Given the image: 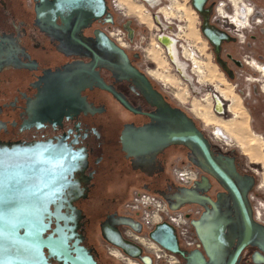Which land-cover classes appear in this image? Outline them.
<instances>
[{"label":"flooded vegetation","instance_id":"flooded-vegetation-1","mask_svg":"<svg viewBox=\"0 0 264 264\" xmlns=\"http://www.w3.org/2000/svg\"><path fill=\"white\" fill-rule=\"evenodd\" d=\"M53 1L21 0L18 5L14 0H0V141H60L77 153V168L69 177L76 186L73 183L66 193L75 208L67 206L63 210L72 215L73 220L68 228L61 221L63 227L58 232H54L57 226L54 220L47 235L72 236L71 249L76 248L73 243L78 240V246L84 247L98 264H119L107 255L103 247L106 240L102 237V242L99 241L101 228L100 233L91 239L94 216L91 213L97 208L92 202L106 200L109 208L116 207L115 211L108 209L99 214L102 222L109 215H123V209H119L121 201L130 199L136 190L160 196L167 202L165 195L170 193V186L174 190L182 186L170 168L183 167V158H189L188 149L183 144L168 145L167 138L161 134L167 129L166 120H179L175 111L184 109L174 104L157 83L158 75L155 74L162 72V68L156 61L147 59L142 63L141 52L146 47L135 40L133 21L129 23L134 31L132 39L125 27L130 19L121 24L128 33L129 48L112 35L119 21L110 0H106L107 13L91 19L85 15H72L70 10L57 13ZM238 3L234 1L239 12L237 18L234 17L236 13L232 18L224 11L220 15L230 27L217 22L213 15L217 8L215 1L210 0L206 5L212 7L211 22L234 38L233 23L244 32L253 22L259 24L262 21L254 19L256 15L250 6L246 8ZM111 18L113 22L109 21ZM100 30L112 42L101 36ZM235 40L224 42L221 53L234 76L236 71L231 64L243 65L245 58L237 60L224 45ZM135 44L140 47L135 48ZM173 49L176 63L169 54L166 57L172 60L180 73L189 77L175 43ZM212 49L217 59L213 46ZM139 73L144 74L149 83ZM220 93L224 100H231L224 89ZM231 108L232 104L230 111ZM225 140L232 141L231 136ZM233 151L224 153L237 158ZM236 162L240 173L256 176L253 190L258 184V176L253 171H245L238 158ZM209 195L217 202L218 212L213 209L209 212L199 203H188L202 207L198 218L203 219L202 225L226 221L229 228L236 227V210L228 207L229 199L219 182L214 181ZM208 206L212 208L211 204ZM117 218L114 215L113 220ZM138 241L146 247H143L144 253L153 258L147 251L149 245L145 240L140 238ZM182 248L188 252L202 249L201 241L193 249ZM120 253L123 254L119 249L110 255L124 264H142ZM45 254L51 264H65L50 256L48 249H45ZM262 254L258 246H248L242 253L240 264H254L255 258L264 261ZM177 256L181 264H187L186 259L179 254ZM196 260L198 257L191 254L190 263L194 264Z\"/></svg>","mask_w":264,"mask_h":264},{"label":"water","instance_id":"water-1","mask_svg":"<svg viewBox=\"0 0 264 264\" xmlns=\"http://www.w3.org/2000/svg\"><path fill=\"white\" fill-rule=\"evenodd\" d=\"M209 1L191 0V3L202 18L201 31L214 47L217 63L233 78V71L221 58V53L223 43L235 38L211 22L212 7H206ZM52 4L57 13L70 10L72 15H85L89 19L104 16L108 9L106 0H54ZM109 21L113 22L112 18ZM130 22L125 27L132 39L134 31ZM100 32L112 42L105 32ZM115 47L124 53L122 48ZM140 76L149 83L144 74ZM175 112L179 120H166L167 129L160 134L167 138L168 145L183 144L188 149L189 160L205 174L191 187L179 186L174 190L170 186L165 199L171 209L199 203L209 212L211 209L218 212L217 202L209 195L214 181H217L229 199L228 207L236 210L237 226L231 229L226 221L216 225L209 222V226H204L203 219L194 220L202 249L191 252L181 247L175 228L166 221L149 232L150 238L168 251L181 255L187 264H191V254L198 257L194 264H240L242 253L248 246H258L264 257V224L254 219L248 197L256 176L240 173L236 156L217 151L208 135L186 111L177 109ZM77 159V153L60 141H0V264H51L45 249L49 250L50 256L65 264H98L84 247L78 246L80 241L76 240L73 243L76 248L71 249L72 236L47 235L54 220L57 225L54 232L62 229L61 221L68 228L73 220V216L63 210L75 208L66 193L73 183L76 186L69 177L77 168ZM114 215L118 217L115 220ZM123 226L139 233L143 231L142 224L134 218L115 213L101 223V235L127 257L142 264H153L152 256L144 253L143 246L123 234ZM253 260L254 264H264L256 258Z\"/></svg>","mask_w":264,"mask_h":264},{"label":"rangeland","instance_id":"rangeland-1","mask_svg":"<svg viewBox=\"0 0 264 264\" xmlns=\"http://www.w3.org/2000/svg\"><path fill=\"white\" fill-rule=\"evenodd\" d=\"M123 1L129 5L130 10L128 11L126 8V16L120 12H117V20L119 22H121L123 19H130L133 21V27L136 31L135 40L146 47V50L141 52L143 57L142 63H145L147 59L155 60L159 67L162 68V72L158 73H160L163 78L157 76V83L170 97L174 104L183 108L190 116L195 119L198 126L206 134H209L210 131L215 128V126H225L228 129L230 135L233 137H231L232 142L235 143L230 150H235L233 152H235L237 155L240 165H244L246 167L250 166L251 168L258 170V184L264 183V139L251 135L254 132L264 134V92H262L259 88H254V83L248 81L247 79V77H249L252 72H254V76H258V71L247 65L245 62H243V65L240 66L232 63L231 65L236 71V75L233 78H230L217 63L212 45L201 31L202 19L192 6L191 0H181L178 4L173 0H160L158 5L150 8L152 13H155L161 7H165L166 9L164 8L161 13H165L167 15V19L164 17H161V19L163 23H165L167 20L170 21L171 23L167 21L169 26H175L174 22L179 23L184 20L186 22V28L184 29L186 34L184 36L196 43L200 51L205 56V62H201V64L204 66H202V69L205 71L203 76L201 75L202 85L195 83V87L193 83L194 88H191L193 86H191L189 82H186V80H184L180 75H176L177 72L173 74L175 68L169 58L166 57V52L156 46L157 43L154 39L155 33L157 31L159 32V30L163 31L164 27L158 26V24L153 19L154 15L145 10L147 9V6L144 5V2L137 0ZM211 1H215L216 7L219 3L225 2L228 4L226 11L231 13L233 10V6H231L229 0ZM247 1H249L251 4H254L256 8H258V10L263 13L262 18L264 20V0ZM14 2L18 5L21 4V0H14ZM179 8L180 10L182 8L181 12L179 11ZM138 10L139 12H137ZM213 15L216 16L217 22L230 27L227 22L222 19L220 20L217 11H214ZM179 19H181V21H178ZM118 24L119 23H117L116 27ZM233 29L235 30V28ZM176 31L177 28L175 27V32ZM236 31L234 32V36L236 38L235 42L226 43L224 45L225 49L232 53L234 58L237 60H242L243 58L247 59V55H249L261 63H264V21L260 22L259 24H255V22H253L252 27L246 29L244 32L246 34L244 42H240V38L237 36ZM180 59L183 61V63L185 62L189 74L193 76L192 73L194 70H192L193 65L191 61L181 56ZM171 66L174 69H172ZM186 74L188 75V73ZM197 74L198 76L200 75V73ZM189 78L191 77L189 76ZM161 79L167 83V86L163 85ZM248 87H250L251 91H249L247 94L243 93L242 91ZM213 88L218 89V92H221L222 89H224V92L228 93L233 98L232 100L230 97V101L226 100L229 103V106L232 104L233 108H231L228 116L219 115L214 112L212 101ZM193 90L196 91V93H194ZM181 98L185 99V101H182ZM193 107L198 108L201 112L203 110V113L205 114L206 112V114L204 115L203 113L201 114L197 111H193ZM214 122H220L222 125L214 126ZM128 200L129 198H125L121 201L119 206L120 211L123 209V204H125ZM108 202L109 201L106 200H94L92 202L93 204L97 205V208H95V210L91 213L92 216L94 215L92 221L93 225L90 230L91 239L93 235L95 236L96 233H100V225L103 218L102 216H99V214L106 212L108 209L109 211H113L116 208L114 206L109 208L110 206ZM99 241L102 242V236L99 237ZM103 247L110 258L114 259L115 262L119 264H124L122 260L116 257L114 258L112 255H110L107 246Z\"/></svg>","mask_w":264,"mask_h":264},{"label":"built area","instance_id":"built-area-1","mask_svg":"<svg viewBox=\"0 0 264 264\" xmlns=\"http://www.w3.org/2000/svg\"><path fill=\"white\" fill-rule=\"evenodd\" d=\"M140 1L144 2V5L147 6L148 12H150L152 15L155 16V20L159 22V25L162 24L160 21L161 17L167 19L164 15L161 14L162 10L165 7H161L155 13H152L150 8L154 6H152L147 0H140ZM173 1L177 2L178 4L180 3L181 0H173ZM110 2L116 12H120L121 14H123L121 9H119V6H117L118 3L117 0H110ZM159 2L160 0L157 1L156 5H158ZM181 10L179 8L180 12ZM123 15L126 16L125 14ZM124 21L125 20L123 19L121 22H119L118 26L115 27V29L111 33L116 39H118V41L122 45H124L125 47L127 46L129 48L131 43L128 33L124 28H122L121 25L122 22ZM178 21H181V19H179ZM168 22L171 23L170 21ZM185 23L186 22L184 20H182L179 23L174 22L175 26L170 25L168 28L169 29L168 32L164 31V34L162 32L160 33V35L157 32V34H155L154 39L157 44H160V46H162L163 49L165 48V50L168 51L167 50L169 49L168 43L162 42L160 38H163L162 36L173 38L174 37L173 35H175L176 47L178 49L177 54L179 58L181 56L191 61L193 65L192 70H194V72L196 73L195 71L196 67H198V65L202 61L205 62L204 61L205 56L200 51L196 43L192 42L189 38L184 36L186 34L184 30L186 28ZM175 27L177 28L176 32H175ZM139 44H135L134 47L139 48L140 47ZM193 61H196L197 63H194ZM171 68L174 69L172 66ZM175 72L176 71L174 70L173 74H175ZM253 73L254 72H252L249 75V77H247L248 81L254 83V88H259L262 92H264V78L261 77L262 73L258 71L257 72V74L259 73L258 76L257 75L254 76ZM176 75L179 76V74L177 73ZM184 80L190 83V80L186 79L185 77ZM162 83L164 86H167V83L164 80H162ZM249 91H251L250 87L243 90L242 92L247 94ZM194 93H196V91H194ZM220 95L221 94L217 92L215 88H213V95H212L213 110L216 114L228 116L230 113V110L228 108L229 103L227 101H224ZM218 103H220L221 108H218ZM223 132L224 131L221 127L215 126V128L211 130L210 133L208 134V137L217 150H220L222 152H228L230 148L234 145V142L232 141L228 142L227 140H225L228 134L226 133L224 134ZM254 135L260 137L261 139H264V134L262 133L254 132ZM183 162L185 163L183 167L173 166L171 170L175 179L180 185L185 187H191L195 184L196 181L201 179V176L204 174V172L200 167L193 164L186 157L183 158ZM243 168L245 169V171L248 170L253 171L259 177L258 170L253 169L250 166L248 167L243 166ZM262 184H257L255 188L250 191L249 199L252 204L254 219L257 222L264 224V188H263L264 186H262ZM201 213H202V207L199 205L185 204L178 209H171L169 204L165 200H163L160 196L151 194L149 192L136 190L133 192L132 197L124 204L123 215L127 217H132L138 222H140L142 224L143 231L139 233L129 226H123L122 230H123V234L127 238H130L138 243H140L138 241L139 238H143L145 240V242L149 245V250L147 249L146 250L151 255H153L154 264H181L177 254L168 251L167 249L163 248L158 243L153 241L149 236V232L153 230L157 224L166 221L175 228L181 246L187 249H193L200 241L196 229L193 225V221L197 220L200 217ZM104 245L107 246L108 249L114 247L108 242H104ZM142 246L146 248L144 245Z\"/></svg>","mask_w":264,"mask_h":264},{"label":"bare ground","instance_id":"bare-ground-1","mask_svg":"<svg viewBox=\"0 0 264 264\" xmlns=\"http://www.w3.org/2000/svg\"><path fill=\"white\" fill-rule=\"evenodd\" d=\"M118 1V3H117V6H119V9H121V11L123 12V14H125L126 15V11L124 10V9H128V11L130 10V7H129V5H127V3H125L123 0H117ZM137 1H140V0H137ZM152 6H155L156 5V3H157V1L158 0H147ZM230 1V3H231V5L233 6L232 7V12L231 13H229V12H227L226 11V8L228 7V4L227 3H225V2H221V3H219L218 4V6H217V8H216V11H217V13L219 14V18H220V20L222 19L221 17H220V15H221V13L224 11L225 13H226V15L228 14L229 15V17L230 18H232V16L234 15V17L235 18H237L238 16H239V12H238V8L237 7H235L234 6V1L236 2V3H238V2H241V4L243 5L244 4V6L247 8L248 6H250V8L252 9V12L256 15V18H254V19H256L257 21H260V20H262V21H264L263 20V13H261L260 12V10H258V8H256V6L254 5V4H251V3H249V1H247V0H229ZM238 5L240 6V3H238ZM147 8V7H146ZM146 11L148 12V10L146 9ZM145 11V12H146ZM137 12H139V10L137 11ZM162 14V13H161ZM162 15H164L165 17L167 16L165 13L164 14H162ZM145 16V15H144ZM259 16V17H258ZM261 18V19H260ZM153 19L155 20V16H153ZM253 19V20H254ZM223 20V19H222ZM160 21H161V25H159V22H157L156 20H155V22L158 24V26H163L164 27V30L162 31V30H159V32H158V34L160 35V33H162L163 32V34H164V31H166V32H168L169 31V25L167 24V21H165V23H163L162 22V19H160ZM225 22H226V20H224ZM261 21V22H262ZM228 24V23H227ZM234 24V28H235V30L233 29V31L235 32L236 30V32H237V36L240 38V42H244L245 41V38H246V34L244 33V32H242L243 31V29L242 30H240V28L238 27V25L236 26L235 25V23H233ZM250 27H252V26H250ZM239 31V32H238ZM158 36V35H157ZM174 37L173 38H169V37H164V36H162L163 38H160V40H162V42H164V43H168V45H169V49H167L168 50V53L166 52V50H165V48L163 49V47L162 46H160V44H156V46L158 47V48H160V49H162V50H165V52H166V54H169V56H170V58L171 59H173L174 60V62L176 63V60H175V51H174V49H173V44L175 43V46H176V36L175 35H173ZM172 40V41H171ZM170 41H171V43H170ZM178 50V49H177ZM169 58V59H170ZM170 59V61H171V63H172V60ZM196 60V59H195ZM182 61V60H181ZM183 62V61H182ZM194 63H197L196 61H193ZM245 62L247 63V65H249V66H251L253 69H255V70H258V71H260L261 73H262V75H261V77L262 78H264V63H261L260 61H258L257 59H254L252 56H248V58L247 59H245ZM173 64V63H172ZM173 66H174V68H175V70H176V72L184 79V77L186 78V79H188V80H190V85L191 86H193L194 87V85H195V83H197L198 85H202V82H201V75L203 76V73H205V71L202 69V64L200 63L199 65H198V67H196V69H195V71H196V73H200V75L198 76V74H196L195 72H193L192 74H193V76H191L190 74H189V72H188V70H187V67H186V71H187V73H188V75L192 78H189V77H187V76H185V75H183L182 73H180L179 72V70H177V68L175 67V65L173 64ZM204 67V66H203ZM155 75H158L159 77H162L163 78V76L162 75H160V73H156ZM165 76V75H164ZM171 82V81H170ZM193 83H194V85H193ZM195 87H196V85H195ZM215 90H217V92H218V89H216L215 88ZM220 93V92H219ZM187 94V93H186ZM221 94V93H220ZM221 96V98H223V100H224V97H222V94L220 95ZM183 97V96H182ZM181 100L182 101H185V99H183V98H181ZM224 101H226V100H224ZM218 107H221V105H220V103H218ZM228 107H229V105H228ZM192 110L193 111H197L198 113H203V110H202V112L198 109V108H195V107H193L192 108ZM199 110V111H198ZM204 114V113H203ZM205 114H206V112H205ZM204 114V115H205ZM209 116V115H208ZM207 118V117H206ZM225 130V129H224ZM219 133V132H218ZM224 133V132H223ZM225 134V133H224ZM225 137V136H224ZM226 138L228 139V136H226ZM262 186H264V183L262 184ZM140 239V238H139ZM138 239V240H139ZM114 250H118L119 251V249H117V248H115V247H111L110 249H109V252L112 254V251H114ZM121 254V253H120ZM122 256H124V257H127L126 255H124V254H121ZM128 258V257H127ZM130 259V258H129ZM132 260V259H131Z\"/></svg>","mask_w":264,"mask_h":264},{"label":"crops","instance_id":"crops-1","mask_svg":"<svg viewBox=\"0 0 264 264\" xmlns=\"http://www.w3.org/2000/svg\"><path fill=\"white\" fill-rule=\"evenodd\" d=\"M213 124H214V126H215V125H222L220 122H219V123H218V122H214ZM219 127H221L223 130L225 129L224 131H226V133H227L228 135H230V133L228 132V129H227L225 126L222 125V126H219ZM251 135H254V133H252ZM230 136H231V135H230ZM254 136H255V135H254ZM231 137H232V136H231ZM232 138H233V137H232ZM234 144H235V143H234Z\"/></svg>","mask_w":264,"mask_h":264}]
</instances>
